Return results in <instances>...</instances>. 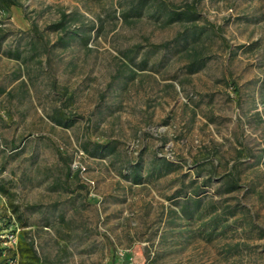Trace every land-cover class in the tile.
<instances>
[{
    "label": "rangeland",
    "instance_id": "1",
    "mask_svg": "<svg viewBox=\"0 0 264 264\" xmlns=\"http://www.w3.org/2000/svg\"><path fill=\"white\" fill-rule=\"evenodd\" d=\"M0 184L24 264H264V0H0Z\"/></svg>",
    "mask_w": 264,
    "mask_h": 264
},
{
    "label": "trees",
    "instance_id": "2",
    "mask_svg": "<svg viewBox=\"0 0 264 264\" xmlns=\"http://www.w3.org/2000/svg\"><path fill=\"white\" fill-rule=\"evenodd\" d=\"M170 14V20L171 21H177V20H181L184 17H188L189 15H193L192 11H187L185 13H179V12H172L169 13ZM194 17V16H193ZM193 35L196 36V31L193 32ZM0 193L4 194L8 197H11L12 193L10 192V190L5 186L0 184ZM14 213H18V210H14ZM7 249L6 248H2L1 247V240H0V264H13L15 262H17L18 264H24L22 262H18L16 261V253L15 254H7Z\"/></svg>",
    "mask_w": 264,
    "mask_h": 264
}]
</instances>
